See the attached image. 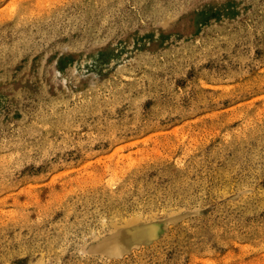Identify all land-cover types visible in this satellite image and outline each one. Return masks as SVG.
<instances>
[{
  "label": "rangeland",
  "instance_id": "rangeland-1",
  "mask_svg": "<svg viewBox=\"0 0 264 264\" xmlns=\"http://www.w3.org/2000/svg\"><path fill=\"white\" fill-rule=\"evenodd\" d=\"M0 264H264V0H0Z\"/></svg>",
  "mask_w": 264,
  "mask_h": 264
},
{
  "label": "bare ground",
  "instance_id": "bare-ground-1",
  "mask_svg": "<svg viewBox=\"0 0 264 264\" xmlns=\"http://www.w3.org/2000/svg\"><path fill=\"white\" fill-rule=\"evenodd\" d=\"M152 227L153 226H151L150 228H152ZM150 228H144V229L141 228V229H139L137 231H134V232H133V230H132V232L128 231L130 229H128V230H126V229L124 230L123 229V231L120 232V235H119L118 239H115L114 241H110V239L108 238L107 241H109V243H107L105 241L104 243H106L107 245H104L102 247L104 249H107V250H111V249L118 250V249H120L122 247H125L130 242L137 240L140 236L141 237L143 236V238L146 237V236L147 237L150 236L153 233V231H154V229L151 230Z\"/></svg>",
  "mask_w": 264,
  "mask_h": 264
}]
</instances>
